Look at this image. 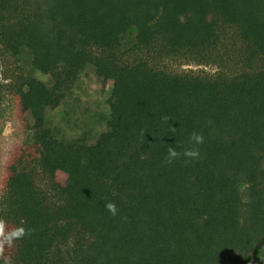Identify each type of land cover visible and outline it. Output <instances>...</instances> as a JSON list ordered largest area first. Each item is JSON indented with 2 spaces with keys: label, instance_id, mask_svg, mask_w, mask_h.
Instances as JSON below:
<instances>
[{
  "label": "trees",
  "instance_id": "trees-1",
  "mask_svg": "<svg viewBox=\"0 0 264 264\" xmlns=\"http://www.w3.org/2000/svg\"><path fill=\"white\" fill-rule=\"evenodd\" d=\"M23 48L51 84L11 85L29 134L3 167L0 219L33 229L11 264H264V0H0V53ZM86 64L111 84L108 130L65 143L45 109ZM169 146L200 159L165 164Z\"/></svg>",
  "mask_w": 264,
  "mask_h": 264
},
{
  "label": "rangeland",
  "instance_id": "rangeland-1",
  "mask_svg": "<svg viewBox=\"0 0 264 264\" xmlns=\"http://www.w3.org/2000/svg\"><path fill=\"white\" fill-rule=\"evenodd\" d=\"M135 30H130L124 44L133 42ZM173 69L205 68L213 71L212 65H195L184 62L169 61ZM0 191L2 189L3 167H5L10 152L19 143L27 139V126L16 116L15 98L11 85L19 73L31 75L47 85L51 84L49 74H44L34 67L32 55L27 48H23L16 56H3L0 53ZM111 84L104 82L95 73L92 64H86L78 74L76 81L67 91L65 97L56 107L45 109V120L53 134L60 141L70 143L82 140L94 142L108 130L110 116L108 98ZM244 185H241V191ZM257 262L264 260V242L255 250Z\"/></svg>",
  "mask_w": 264,
  "mask_h": 264
},
{
  "label": "clouds",
  "instance_id": "clouds-1",
  "mask_svg": "<svg viewBox=\"0 0 264 264\" xmlns=\"http://www.w3.org/2000/svg\"><path fill=\"white\" fill-rule=\"evenodd\" d=\"M2 71V68H0ZM168 120L169 118H165ZM170 132L175 133L177 130L175 128L169 129ZM141 135L144 133L142 131ZM189 142L193 145H201L204 143V137L202 133L192 132L189 136ZM177 147H182V145L177 142ZM177 147H167L166 155L164 157L165 164H172L174 161L181 157L186 158V162H192L200 159V151L198 147H192L188 149H183L182 151H177ZM105 209L110 215L116 216L118 213L117 206L114 202L109 201L104 205ZM33 229H26L23 226L12 228L11 230L6 229L5 221L0 219V257H4V252L6 247H12L14 242L23 239L25 236H30ZM4 264H11L10 258L4 257Z\"/></svg>",
  "mask_w": 264,
  "mask_h": 264
}]
</instances>
